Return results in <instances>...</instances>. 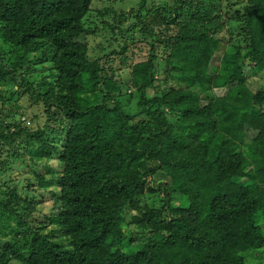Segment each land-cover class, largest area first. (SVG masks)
Here are the masks:
<instances>
[{
	"label": "trees",
	"instance_id": "16d2710c",
	"mask_svg": "<svg viewBox=\"0 0 264 264\" xmlns=\"http://www.w3.org/2000/svg\"><path fill=\"white\" fill-rule=\"evenodd\" d=\"M98 1L0 0V264L264 263V0Z\"/></svg>",
	"mask_w": 264,
	"mask_h": 264
},
{
	"label": "rangeland",
	"instance_id": "374dc122",
	"mask_svg": "<svg viewBox=\"0 0 264 264\" xmlns=\"http://www.w3.org/2000/svg\"><path fill=\"white\" fill-rule=\"evenodd\" d=\"M105 0H101V1H98L96 6L97 5H102L104 3ZM149 2H155V4H157V6H160V0H148ZM108 1H106L104 4H106ZM112 4H121V6L123 5H126V4H129V7H138L139 4H137V1L136 0H119L118 2H114V0L112 1ZM151 4L148 3V6L147 8L151 9ZM149 12H146L145 14H148ZM100 28H102V25H100ZM222 36H227V33H223ZM103 42L102 40V33H98L96 36H91L90 37V46H91V51L92 50H95V51H98L99 50V45ZM9 47V46H8ZM5 53H6V58L8 59H11V51L12 50H15V48L13 47H3ZM225 51V48L222 46V51L220 54H222L223 52ZM93 52V51H92ZM21 53V51L19 52V54ZM148 54H149V48L147 46L144 47V49L140 48V47H135L133 49V51H130L127 56H129V58H131V62H138V61H141L143 60L144 58L148 57ZM33 59V56L30 60L29 63V66L31 65L32 66V70H33V65L35 64V61L32 60ZM26 64V65H27ZM220 64V55H216L211 63V65L213 66L212 69L214 67H217L219 66ZM44 69L41 71V75H47V70L48 68L50 67L49 64L47 65H44ZM130 72L129 70H125L123 71L122 73H120L122 76H126V74ZM248 72V70H247ZM23 73L25 74L26 73V70L23 71ZM212 74H214L212 71H211ZM256 79V78H255ZM255 82L258 83L259 87L262 85L261 84V81H259L258 79L255 80ZM251 85H255L254 82L250 81L249 82ZM4 91H7V92H11V89L10 88H7L5 89L4 88ZM216 94L222 96L225 94V90H216L215 91ZM148 95L149 96H155V92L154 90L152 89V87H150L147 91ZM22 99L19 100V102L21 101ZM136 101V100H135ZM31 104V103H30ZM20 105L23 106V118L25 117H28L29 119L32 118L33 114L35 112L33 111H28V109H25L28 107V103L27 102H20ZM41 105H31L30 107H33V108H40ZM0 108H1V105H0ZM43 110H45L43 108ZM130 112L131 114H135L136 113H140V109H138L137 107L134 108V105H132V107L130 108ZM41 115V114H40ZM41 118L45 119L46 117L45 116H42L41 115ZM46 122L47 120H45V122L39 126V128H42L46 125ZM55 124V123H53ZM50 126H52V124H50ZM31 127L32 129L34 130H37L38 127H35L31 124ZM54 127V126H53ZM56 127V126H55ZM54 127V128H55ZM49 165L53 166V167H57V168H61L60 164L58 163V161L56 160H53L49 163ZM37 171L39 174H44L45 173V170H44V167L43 165L39 164L38 167H37ZM160 177H162L160 175ZM4 183H8V186L9 187H13V186H17L18 185V188H19V192L21 195L23 196H30V199L31 200H36L37 202H39V208L42 210V213L40 212H36L35 213V217L37 218V220L39 222H44L45 219H44V216L42 214H46L49 212L50 208H51V196L50 194L48 193V191H44L43 189H40L39 186H38V183H37V180H36V176H34L33 174V171L30 167L24 165L22 162L20 161H17L14 163V165H12V169L11 170H6L5 172H3L2 174H0V188L4 186ZM17 184V185H16ZM31 185V187L29 186ZM6 186V187H8ZM150 200L152 202H155L157 203L159 200L155 197H151ZM263 227H264V222L261 224ZM249 253H247V264H253L250 260H253L255 261L254 258H251L249 257ZM250 259V260H249ZM264 264V263H262Z\"/></svg>",
	"mask_w": 264,
	"mask_h": 264
},
{
	"label": "water",
	"instance_id": "95a60500",
	"mask_svg": "<svg viewBox=\"0 0 264 264\" xmlns=\"http://www.w3.org/2000/svg\"><path fill=\"white\" fill-rule=\"evenodd\" d=\"M56 114H59V111H56Z\"/></svg>",
	"mask_w": 264,
	"mask_h": 264
}]
</instances>
